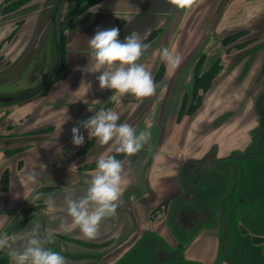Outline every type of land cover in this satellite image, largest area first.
Segmentation results:
<instances>
[{"label": "rangeland", "instance_id": "obj_1", "mask_svg": "<svg viewBox=\"0 0 264 264\" xmlns=\"http://www.w3.org/2000/svg\"><path fill=\"white\" fill-rule=\"evenodd\" d=\"M90 1L76 2L69 7L64 20L60 22L58 17L63 10L64 0H50L51 4L43 9L50 19L46 22L49 30L45 22L41 23L42 28H45L42 36L33 27H28L30 15L35 9L32 6L25 7L28 0H8L0 4V10L4 12L0 17H13L15 32L20 28L19 31L25 29L26 34L25 38L22 37L23 41L18 38L15 46L7 51L1 50L11 40V34L0 39V77L22 72L21 68L27 61V54L21 55L22 49L25 47L26 52L32 53V48L29 50L27 45L33 41L38 52L45 49V57H49L47 52L51 55V48L55 52V56L50 57L51 62L54 60L50 71L45 68L46 58L42 60L44 62L33 64L30 74L24 78L27 88L20 89L22 86L13 84L8 86L9 90H5L0 85V112L32 103V100L48 94L67 78L70 65L66 56L81 50L71 45V33L68 31L71 22L104 0ZM88 2L86 9L75 11ZM186 12L192 13L187 21L179 17L170 29H152L141 37L142 42L149 47L138 63H147L149 59L155 61L154 68L149 64L145 68L152 74L157 85L156 92L151 97L143 98L140 110L118 121L131 125L137 132L150 129L151 140L139 153L131 157L117 153V145L110 142L108 145L111 144V148L100 154L102 149L99 148L106 145L98 143L94 147L96 138L89 139L85 133V142L79 147L73 145L72 137L39 143L42 151L39 157L48 163L47 171L59 164H67L66 167L75 165L81 177L74 182H65L62 178L57 185H50L52 182L48 181L46 185H37L33 195L41 193L42 197L35 204L29 202L27 217L19 222V227L25 226V230L18 234L28 233L36 223H39L42 231L55 230V243L47 247L60 252L67 264H119L123 259L120 253L130 244L148 237L147 227L157 219L176 244L180 243L177 238H190L201 227L217 220V196L227 191V188L220 190L217 187L218 177L212 176L220 167L208 165L217 155L219 158H232L237 153L236 170L230 166L223 170L230 174L231 171L235 170L234 174L237 171V192L252 197L255 203L253 211L255 215H261L260 205L264 201V194H260L264 191V71L261 68L264 48L259 47L264 43V0H198L197 6ZM123 18L118 14L113 16L112 24L120 32L127 24L123 23L126 21ZM153 31L158 33L144 42ZM229 35H235L236 38L225 43L223 39ZM125 37L121 36V41ZM164 48L182 57L178 68L172 69L161 61L160 53ZM244 54L245 57L234 67L236 59ZM61 60L66 65L65 75L59 68ZM219 60L220 63H217ZM11 63L12 66H8ZM61 74L63 78L57 80ZM40 76L43 79L38 81ZM15 79L18 80V77ZM32 82L37 84L32 85ZM33 103L37 107L30 113L29 120L34 119L39 110L36 101ZM151 103L152 112L147 113ZM113 104L104 101L98 109H112ZM50 130L46 127L45 132ZM28 136L31 137L28 140H36L38 134L31 133ZM172 138L175 145L168 146ZM30 147L21 141L11 143L0 139V149L5 151L8 159L13 158L12 164L7 160L10 166L5 168L10 175L12 168L22 166V157L30 155ZM49 150L53 151L47 153ZM101 155H123L122 195L117 215L105 220L98 237L89 240L79 228L64 231L60 225L63 221L71 224L65 195L69 192L74 198L84 195L95 170L85 172L83 166L97 161ZM78 156L81 158L77 159ZM157 157L165 159L167 165L156 167V179L152 181L150 168ZM203 161L207 163L205 167L200 164ZM166 167L169 171L162 172ZM2 169L1 166V176L5 171ZM49 195L55 202V211L52 213L46 211L44 204ZM167 196L171 197L168 199ZM169 221L179 237L167 230ZM205 232L209 233V230ZM249 232L247 228L242 230L243 234ZM251 236L255 237L254 234ZM243 238L247 241L241 252H245L246 247H253L247 236ZM262 240L263 237L259 236L256 241ZM240 257L238 255V259ZM1 258H4L2 264H7V261L12 264L7 250L0 251Z\"/></svg>", "mask_w": 264, "mask_h": 264}, {"label": "crops", "instance_id": "obj_2", "mask_svg": "<svg viewBox=\"0 0 264 264\" xmlns=\"http://www.w3.org/2000/svg\"><path fill=\"white\" fill-rule=\"evenodd\" d=\"M5 1L8 0H0V4ZM28 1L25 7H35L33 13L30 15L31 18L29 19L28 27H33L35 32L42 36L45 32V28H42L41 23L45 22L46 25V22L50 20L48 15L43 13V9L45 6L51 4L50 0ZM78 1L79 0H64L63 10L59 13L58 17L60 22L64 20L69 7ZM80 2L83 3V0H80ZM116 14L120 15V17L123 16V19L126 20L123 23H127L120 32L119 39L121 40V36H127L132 32H136L142 37L152 29L164 27L166 30L170 29L173 27L177 18L181 17L187 21L189 15L192 13L188 14L186 11L176 9L173 5L168 4L167 0H104L91 7L85 13L73 18L72 22L70 19L71 25L68 31L71 33V45L81 50L71 54L67 53V62L70 65V72L67 78L61 81L59 85L57 84L58 87L52 88L48 94L32 100L33 102L36 101V104L39 106L38 113L34 119L29 120L30 113L37 107L33 102L22 106L11 107L7 110H1L0 112V135H4L3 137L0 136V139L9 140L11 143L21 141L31 146L28 150L30 151V155L28 157H25V155L22 157L24 158L22 160V166L11 169L9 189L3 191L0 186V232L18 234L21 230H25V226L19 227V224L21 223L20 221H23V218L27 217L28 210H30V208L27 207L30 205L29 202L37 185H46L47 181L52 182L50 185H57L56 183L60 182L62 178H64L65 182H74L81 177L78 169L72 168V166L66 167L67 164H59L47 171L46 166L48 163H46L43 158L39 157L42 153L39 146L40 142H51L52 140H62V137H72L71 129L77 126V121H83L93 116L104 101L114 103L112 109L119 114L120 118L126 115L130 116L141 109V104L144 101L143 98L137 99L133 95H125L123 97L116 96L114 95V90L101 91L99 89V82L95 78L99 73L90 72L92 71L95 61L92 60L90 56L88 39L95 35L98 27L102 29L114 27L112 24L113 16ZM3 17L7 18L3 19ZM1 19L3 20L0 21V39L11 34V40H8L1 50L3 51L6 49L7 51L10 50V47L15 46L18 38H21L23 41L26 34L25 29L19 31L20 28L18 31L16 30L17 33L15 32L16 27L13 24V17L7 15L0 17V20ZM45 27L48 29V25ZM15 33L16 35L13 36L12 34ZM27 48L29 50L32 48V53L26 52L25 47L23 49L21 48L23 50L21 53L22 57L27 54V61L24 63L23 68H21L22 72L18 71L14 74L10 73L9 75L0 77V85L4 86L3 89L9 90L10 88L8 86H13V84L22 86L20 89L27 88V85L24 84V78L26 75L30 74L29 70L33 67V64L36 62L37 64L44 62L42 61L44 58L47 59L45 63L46 70H51L54 60L51 62L50 57L52 55L55 56V52L52 48L49 51L51 55L47 52L49 57H45V49L41 52L36 50L35 41L27 45ZM76 48H72V50ZM12 64L13 63L8 66H12ZM141 64L145 67L149 64L151 68H154L155 61L149 59L147 63ZM78 68L81 70H77ZM16 77H18V80L15 79ZM41 77L42 76H40L38 81L43 79ZM34 83L32 82V85H34ZM89 83L92 85L91 89L87 87ZM1 90L0 87V92H2ZM100 102L101 104H99ZM151 105L152 103L148 106V110L146 109L147 113L149 111L152 112ZM4 122H6V124L2 125ZM46 127L51 128V130L45 132ZM81 132L88 136L87 131L84 129H81ZM31 133L38 134L36 140H28L31 139V137L28 136ZM170 142L171 143H167L168 146L175 145L174 138H172ZM95 146H98L97 141L94 147ZM110 148L111 144L106 145L104 148H99L102 149L100 154ZM50 151L53 150H49L47 153ZM79 158L81 157L78 156L77 159ZM7 160L10 164L13 163V158L10 157L8 159L5 151L0 149V167L2 166L3 169L9 167L10 165ZM73 161L74 160L70 162ZM230 162L233 163L231 160L226 162V165L221 163L220 170H218L217 173L214 172L215 174L212 173L214 174L212 176L218 177L217 187L220 190L223 188L228 189L230 180L234 178V171H231V174L224 171L227 166H229ZM15 165H17V163H15ZM164 165H167L165 159L157 157L154 160L150 168V179L152 181L156 179L155 172L156 169H158L156 167H163ZM77 167H79V165H77ZM230 168H232V166H230ZM168 171V167L162 169L164 173ZM32 172L39 173L35 183L27 180V176ZM248 180L247 178V181ZM246 187H248V183ZM226 194L227 193L217 196V220L201 227L202 229L194 233L190 238L183 239L179 237L173 230L171 221L168 222L169 227L167 230L171 231L173 236L179 237L177 238L178 242H180L179 244L171 241L166 229L158 219L153 221L147 227L149 236L141 239L138 243L130 244L124 249L119 255L123 258L119 264H219L221 260V264H245V260L242 257L243 252H241L240 249L242 246L241 239L244 235L245 237L247 236V239L251 240L253 245L250 249L247 247L245 249L247 263L264 264V201L262 205H260L261 207L259 206L262 208L259 212L261 215L257 216L253 211L255 204L254 199L241 193L239 194L238 192L234 194L235 196L233 195L230 198L229 213L228 211L226 213L228 217L232 219H235V214H237V220L240 221L239 225L241 228L237 229L235 224L232 225L230 233L231 238L226 242V246H228V253L226 256L231 258L234 254L238 253L241 257L240 259L237 257V259L232 262L228 261L227 258L223 260V226L218 218V206L221 199H223ZM260 194H264V191ZM170 197L171 196H167L168 199ZM239 202H241V205L237 213L235 206L239 205ZM249 216L253 218V224L249 228L246 226L244 227L245 223L242 221L246 222L245 220H247ZM171 220L174 221V218H171ZM244 228H247L251 233L243 234L242 230ZM205 230H209V233H206ZM252 234H254L255 237L251 236ZM259 236L263 237L261 242L256 241Z\"/></svg>", "mask_w": 264, "mask_h": 264}, {"label": "clouds", "instance_id": "obj_3", "mask_svg": "<svg viewBox=\"0 0 264 264\" xmlns=\"http://www.w3.org/2000/svg\"><path fill=\"white\" fill-rule=\"evenodd\" d=\"M167 3L178 10L190 11L197 6L198 0H167ZM119 36L117 27H98L95 35L88 39L90 56L95 61L90 72L99 73L95 77L99 82V89L114 90V95L120 97L133 95L142 99L153 96L157 85L152 74L143 64L138 63L149 45L143 43L136 32L128 34L123 41ZM160 59L172 69L178 68L182 63V57L168 48L162 49ZM87 87L91 89L92 85L89 83ZM119 119V114L109 108L100 109L90 118L77 121V126L71 129L73 145L79 147L84 144L85 136L81 132L84 129L89 139L96 138L100 145L113 142L117 145V153L129 157L136 155L150 142L151 131L145 128L137 132L127 123H118ZM96 164V170L84 195L78 198H74L70 192L65 195L67 216L71 218V224L63 221L60 225L64 231L79 228L82 235L89 240L98 237L105 220L117 215L122 195V161L113 155H101ZM38 175V172H32L27 180L35 183ZM41 197L42 194L37 193L30 202L35 204ZM44 204L48 213L55 211V202L51 195L44 200ZM55 239V230L42 231L39 223H36L26 234L0 232V251L7 250L12 264H67L66 258L60 252L47 247L55 243Z\"/></svg>", "mask_w": 264, "mask_h": 264}, {"label": "flooded vegetation", "instance_id": "obj_4", "mask_svg": "<svg viewBox=\"0 0 264 264\" xmlns=\"http://www.w3.org/2000/svg\"><path fill=\"white\" fill-rule=\"evenodd\" d=\"M262 47L264 48V43L259 48H262ZM243 57H245V54L242 55V56H240L238 59H236V62H235L236 64L234 65V67L238 63L241 62V60L243 59ZM262 67H263V71H264V62L262 64L261 68ZM235 154L237 155V153H235ZM235 154H234V157H232V158L229 157L230 159L229 158H225V157L219 158L218 155H217L212 160H210L211 163L208 164V165H218L219 167H221V163H224L226 165V162H228V161L231 160V161H233V163L230 162L229 163V166L234 167L235 170H236L237 160L238 159L235 156ZM200 164H201V166L207 165V163H205V161L201 162ZM235 170H234V172H235ZM237 188H238V186H237V171H236V173L234 174L233 180H231V185L228 186V189L226 191V193H227L226 196H224L223 199H221L220 204L218 206V218H219L220 222H222L221 225L223 226V240H224V242H223L224 243V245H223V260L225 258H227L228 261H231V262L234 261L235 259H237L238 253L234 254L233 255L234 257L232 256L231 258L230 257L228 258V256H226L227 253H228V250H227V247L228 246H226L227 245L226 242H228V240L231 238L230 237V233H231L232 225L235 224V226H236L237 229L241 228V226L239 225L240 221L237 220L238 219L237 218V214H235L236 215L235 219H232V218L228 217V215H227L226 212L228 211V213H229L230 198L237 192ZM240 205H241V202H239V205L235 206L237 213H238V208H239ZM242 222L245 223L244 224V227L246 226V227L249 228L253 224V218L251 216H249V217H247V221L246 222H244V221H242ZM246 241L247 240H245L244 238L241 239L242 246L240 247V249H244V247L246 245L244 243ZM248 241H250V243H251V240L248 239ZM124 243H122L121 246H123ZM245 252H243L244 255H242V257L245 260V264H248L247 261H246L247 258H246V253ZM221 262H222V260H221ZM221 262L219 264H221Z\"/></svg>", "mask_w": 264, "mask_h": 264}, {"label": "trees", "instance_id": "obj_5", "mask_svg": "<svg viewBox=\"0 0 264 264\" xmlns=\"http://www.w3.org/2000/svg\"><path fill=\"white\" fill-rule=\"evenodd\" d=\"M91 1H92V0H91ZM91 1H90V2H91ZM99 1H101V0H95V2H99ZM90 2H88V3H87L85 6H83V7H78L75 11L80 12L81 10L86 9V8L88 7V4H89ZM73 12H74V11H73ZM2 13L4 14L3 9L0 10V15H1ZM155 33H158V32H157V31H156V32L153 31V32H152V33H151V34L145 39L144 42H146V41H148L149 39H151V38L155 35ZM229 36H233V37H229ZM229 36L223 39L225 43H226V42H230V41H232V40H234V39L236 38L235 35H229ZM225 40H226V41H225ZM61 51H62V50H61ZM61 53H62V56H63V52H61ZM217 63H220V60H219V62H217ZM59 68H60L61 73H63V74L65 75L66 65H65V62H64L63 60L60 61V66H59ZM63 74L59 75V77H57V78H58L57 80H61V79L63 78ZM204 76H205V75H204ZM204 76H203V79H205ZM121 157H122V158H121ZM116 158L119 159V160H123V155H119V156H117ZM83 167H84V168H83L82 170H85V171L95 170L96 167H97V164H96V161H95V162H92V163L86 164V165L83 166ZM10 177H11V175L9 174L8 170L5 169L4 173L2 174V176H1V178H0V186H1V189H2L3 191H6V190L9 189V185H10ZM7 260H8V259H7ZM3 262H4V258H1V259H0V264H2ZM7 264H8V261H7Z\"/></svg>", "mask_w": 264, "mask_h": 264}, {"label": "bare ground", "instance_id": "obj_6", "mask_svg": "<svg viewBox=\"0 0 264 264\" xmlns=\"http://www.w3.org/2000/svg\"><path fill=\"white\" fill-rule=\"evenodd\" d=\"M214 175V174H213Z\"/></svg>", "mask_w": 264, "mask_h": 264}]
</instances>
